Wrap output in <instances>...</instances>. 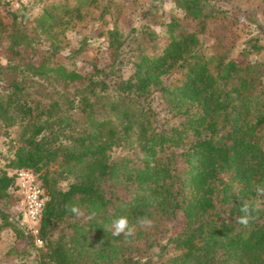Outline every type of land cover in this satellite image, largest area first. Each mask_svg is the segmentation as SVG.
I'll return each mask as SVG.
<instances>
[{"label":"trees","instance_id":"obj_1","mask_svg":"<svg viewBox=\"0 0 264 264\" xmlns=\"http://www.w3.org/2000/svg\"><path fill=\"white\" fill-rule=\"evenodd\" d=\"M118 1L46 7L32 28L43 32L44 49L33 47L41 39L16 11L0 13L13 63L0 66V123L15 134V171L0 168V240L6 230L15 236L4 259L264 264V194L257 192L264 188V61L255 59L264 47L250 39L239 49L235 32L249 15L264 18V0H172L182 17L147 10L146 24L130 35L114 23L102 32L108 64L68 67L65 59L81 52L71 59L61 52L69 26L90 7L103 22ZM120 148L132 156L115 157ZM19 170L32 172L45 193L37 235L10 211ZM246 202L260 204L247 228L237 222ZM121 216L147 217L152 226L131 236L105 230Z\"/></svg>","mask_w":264,"mask_h":264},{"label":"rangeland","instance_id":"obj_2","mask_svg":"<svg viewBox=\"0 0 264 264\" xmlns=\"http://www.w3.org/2000/svg\"><path fill=\"white\" fill-rule=\"evenodd\" d=\"M27 6L23 7L24 5ZM76 0H0V13L6 11H16L18 14V21H23L25 25L29 28V32L32 35H38L41 42L37 45H33L35 48H46L48 41L44 38L43 32L40 30H33L36 28V20L41 16L43 10L55 3L70 2L74 6ZM89 15L83 22L70 25L66 30V35L63 39L61 46L63 50L61 51L63 55L69 57L77 49H81L80 55L76 59L68 60L65 59V63L68 67H76L80 71H86L90 69L92 61H96L99 66H105L109 63V58L107 55L108 43L102 32L112 28L114 23L117 24L118 29L124 35L132 34L133 30L139 31L143 25L146 24V20L141 16V14L147 10H151L158 14H164L173 12L178 16L182 13L174 8L172 0H138L134 5L129 0H119L116 6H111L104 15L103 22H98L99 9L90 7ZM85 11V10H84ZM182 17V16H181ZM249 19L244 20L242 24L236 26L235 32L238 35L237 45L239 49L242 45L253 39V42H257L259 46L264 47V18L261 15L255 14L254 16L249 15ZM37 29V28H36ZM160 37H164V32L156 28ZM98 34L100 36L98 37ZM205 42L202 44V51L207 54L206 49L210 43L207 40L209 37H205ZM136 39V38H135ZM85 43V44H83ZM136 43V40L134 41ZM132 43V44H134ZM131 44V45H132ZM248 50V46L245 47ZM9 57V45L8 41L4 36L0 35V66H12L13 63L8 61ZM130 57V56H129ZM71 59V57H69ZM257 60L264 61V52L255 56ZM132 73L131 67H126L124 69V76L127 77ZM0 77V79H3ZM164 104L157 95L154 99V109L159 118L164 114ZM15 140V134L13 129H5L0 123V168L6 169L9 174L14 173V169L9 167V161L14 157L13 144ZM115 157L132 156L129 149H117L114 153ZM65 187V183L62 184ZM11 214L23 215L19 201L10 210ZM16 220V219H15ZM21 221V220H20ZM20 224V222H19ZM21 228L25 232H28L27 226L23 224V219L21 221ZM15 241L14 233L11 230H6L1 234L0 240V264H7L4 259L5 253L13 246ZM36 248H41L39 244H36ZM28 264L34 263V256H28L25 258Z\"/></svg>","mask_w":264,"mask_h":264},{"label":"built area","instance_id":"obj_3","mask_svg":"<svg viewBox=\"0 0 264 264\" xmlns=\"http://www.w3.org/2000/svg\"><path fill=\"white\" fill-rule=\"evenodd\" d=\"M13 194L18 198L23 212V224L33 234L37 235L38 225L42 216L45 193L39 186L35 175L27 170H19L15 175ZM36 244L42 246L39 240Z\"/></svg>","mask_w":264,"mask_h":264},{"label":"clouds","instance_id":"obj_4","mask_svg":"<svg viewBox=\"0 0 264 264\" xmlns=\"http://www.w3.org/2000/svg\"><path fill=\"white\" fill-rule=\"evenodd\" d=\"M257 192L259 194H264V188H258ZM259 207V202H257L254 207H250V205L246 202L242 208L244 215L239 217L237 222L246 228L249 227L251 222L255 219L252 213L254 211H258ZM73 211H76V209H73ZM151 226L152 221L147 217H138L136 221L132 223L127 217L121 216L115 218L110 225H106L105 230L112 231L114 236H120L121 234L131 236L135 233L137 228L143 229Z\"/></svg>","mask_w":264,"mask_h":264}]
</instances>
